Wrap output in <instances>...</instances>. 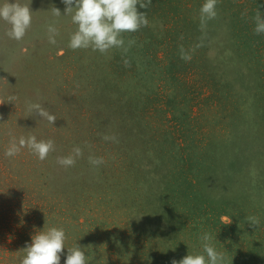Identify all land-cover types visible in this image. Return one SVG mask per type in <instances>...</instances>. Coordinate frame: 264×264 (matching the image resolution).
<instances>
[{"label": "rangeland", "instance_id": "1", "mask_svg": "<svg viewBox=\"0 0 264 264\" xmlns=\"http://www.w3.org/2000/svg\"><path fill=\"white\" fill-rule=\"evenodd\" d=\"M17 2L33 14L20 41L0 20V264H21L45 223L65 230L60 264L77 245L88 264H171L204 254L205 233L226 264H264V0H218L203 31L205 0H152L148 26L123 34L135 41L126 55L70 49L76 25L49 11L64 14L61 0ZM32 135L55 151L5 156ZM76 147L75 165L61 166Z\"/></svg>", "mask_w": 264, "mask_h": 264}, {"label": "clouds", "instance_id": "2", "mask_svg": "<svg viewBox=\"0 0 264 264\" xmlns=\"http://www.w3.org/2000/svg\"><path fill=\"white\" fill-rule=\"evenodd\" d=\"M61 2L66 5L64 14L55 5H52L49 11L55 17L70 15L71 22L76 25V30L70 35L68 47L74 51L91 48L92 51H99L104 55H107L112 49H120L122 55L127 54L135 41L129 40L126 46L123 34L135 33L142 27L148 26L146 11H141V9L146 10L152 4V0H61ZM217 3L218 0H205L201 6L200 26L202 31L207 27L208 21L217 17ZM32 14L31 7L22 5L17 0L15 2L7 0L0 5V20L10 25L6 35L16 41L22 40L32 25ZM246 14V12L243 13L242 17ZM254 22L255 34H264V14L259 9L254 16ZM46 31L49 43L57 44L56 37L60 33L56 22L48 24ZM180 58L185 61L192 59L183 46L180 47ZM124 64L129 66V61L125 59ZM16 99L17 97L10 96L8 103H14ZM26 107L29 112L40 119L47 120L52 126L57 120L55 115L50 114L39 103L26 102ZM103 138L106 141L116 139L114 136L107 135ZM23 148H28L41 161L45 160L50 152L55 151L52 140L38 141L36 136L32 135L27 138L20 137L18 142L13 138L5 151V156L14 157ZM82 154L81 148L76 147L73 149V155L58 158V163L65 168L74 166L76 158ZM89 161L94 166H99L104 162L102 158L94 157H89ZM246 221L253 228H257L260 223L255 216L246 217ZM45 226L42 231H37L32 236L31 242L26 243L22 249L25 255L21 264H60L61 255L66 248L65 230L56 227L44 230ZM200 239L203 242L204 254H188L180 260L173 259L171 264H226L224 253L217 251L211 243L213 237L210 234L205 233ZM67 249L64 264H88L85 252L80 245Z\"/></svg>", "mask_w": 264, "mask_h": 264}]
</instances>
